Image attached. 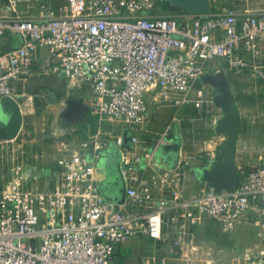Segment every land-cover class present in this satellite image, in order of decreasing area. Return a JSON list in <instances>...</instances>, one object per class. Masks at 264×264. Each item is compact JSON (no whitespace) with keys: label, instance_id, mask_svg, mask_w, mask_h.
<instances>
[{"label":"built area","instance_id":"2783aa9c","mask_svg":"<svg viewBox=\"0 0 264 264\" xmlns=\"http://www.w3.org/2000/svg\"><path fill=\"white\" fill-rule=\"evenodd\" d=\"M263 31L264 9L164 12L157 0H86L82 12L0 15V36L23 39L0 55V101L17 97L15 81L45 51L51 71L89 87L92 121L57 137L54 171L43 177L12 145L18 135L0 138V264H115L116 247L129 237L162 239L170 226L188 231L203 219L230 226L264 215V163L241 172L235 189L181 200L171 189L181 162L172 155L174 125H152L156 108L203 106L216 73L245 69L264 79ZM119 124L128 130L115 132ZM137 130L150 138L147 151ZM108 152L118 153L124 202L101 185Z\"/></svg>","mask_w":264,"mask_h":264},{"label":"crops","instance_id":"0c3cea01","mask_svg":"<svg viewBox=\"0 0 264 264\" xmlns=\"http://www.w3.org/2000/svg\"><path fill=\"white\" fill-rule=\"evenodd\" d=\"M157 1L162 5V8L163 1L169 4L171 6L169 12L180 10L171 0ZM61 3L72 5L81 4L84 6L86 0H64ZM38 5L37 0H18L16 4H13L12 0H0V15L38 17L42 12L43 6L52 7V5H39V7ZM232 6H239L241 8L247 6L252 10H262L264 9V0H211V11ZM22 40V37L17 33H8L0 36V55L18 48L22 44ZM262 49L264 52V31ZM14 85L16 99L20 102L24 114V121L18 137L21 133L26 132L25 121L27 119H31L36 123L35 135L32 131H27L28 136H25L22 144L25 145L28 143L26 145L30 146L32 144L33 164L41 172V177L49 175L54 171L52 167L56 157L59 155L57 152V138L53 142H44L46 136L43 132H40L43 131L41 130L43 126H39V122L41 121H38V116L45 111L55 114L58 109H61L60 105L62 104V100L71 92L80 94V100H83L88 105L91 100L90 89L84 84L80 85L79 80L65 76L63 72L51 71L47 63V54L45 51L38 57L34 66L22 74L15 81ZM50 90H54L58 96L64 93L65 97H59L60 100L56 103H49L48 97ZM84 90H86V93L82 95ZM76 98L79 99V97ZM165 110L175 111V115L172 114L170 116L172 118H169V122H172L174 125V132L177 135L175 142L178 144L177 158L181 160L180 165L175 169V173H178V176H175V181L172 182L171 189L175 190L181 200L186 201L192 200L198 194L202 193L226 192L227 186L217 182L215 178V175L221 174V170L218 168L213 153L211 152L207 156L200 154V147L194 141L196 137L192 138L188 135L190 133H186V129L191 127L184 125V123L191 122L193 115H199L202 112L200 108L190 104L178 110L172 107L161 108V111ZM154 116L152 125L157 130L168 124L164 125L161 120H157ZM76 123L77 127L92 128V121L88 113L82 121ZM122 127L124 126L116 125L114 127L115 132H120ZM125 129V131L128 130L127 128ZM131 133L135 134L136 132L132 131ZM142 137L146 140V143L139 149L147 151L152 146L150 138L144 132L142 133ZM206 149H209V147ZM114 158L116 159V157ZM40 164L46 166L41 167L40 170L38 166ZM236 166L240 170V166L237 164ZM152 173H154L153 169L148 168L146 175L148 176ZM104 174L101 182L102 188L106 191V195L116 196L117 192L115 189L121 182V176L113 170H108L107 167L104 170ZM167 230L169 231V236L162 239H155L143 233L127 238L114 251L115 264H189V260H187V263L185 260L183 261L184 254H181V251L190 245H199L195 240H198L201 236L205 239L206 236H213L215 240L223 239L222 244L232 243L235 247V260H242L244 257L250 255H264V215H244L236 219L230 226L224 225L214 219H203L188 231L182 230L180 225L170 226ZM204 240H201V242H204Z\"/></svg>","mask_w":264,"mask_h":264},{"label":"rangeland","instance_id":"374dc122","mask_svg":"<svg viewBox=\"0 0 264 264\" xmlns=\"http://www.w3.org/2000/svg\"><path fill=\"white\" fill-rule=\"evenodd\" d=\"M61 1L64 0H37L39 5H52L59 13L72 10L82 12L83 10L81 4H62ZM57 2L58 4H56ZM42 8L44 9V6ZM216 76L215 82L208 84L206 102L202 107H199L202 112L199 115H193L191 122L184 123L191 127L186 129V133H190L188 135L192 138L196 137L194 141L198 143L199 152L204 156L212 152L215 158L217 146L224 145L226 151L231 153V161L239 165V171L244 173L252 167L264 163V79L243 69L221 71L216 73ZM85 93L86 90L82 95ZM76 97L81 98L80 94L71 92L62 100L61 109H58L55 114L45 111L38 116V121H41L39 126H43L41 129L43 131L40 132L46 136L45 143L53 142L59 133L68 132L77 127L76 122L78 121L65 120L63 117L66 100ZM151 105L156 106L157 102L152 101ZM153 111L154 117L161 120L164 125L169 123L172 114L175 115L174 110L161 111L160 108H156ZM25 122L26 132L32 131L35 135L36 123L31 119H27ZM125 128L122 127L126 130ZM229 128H233L234 136L229 135ZM26 132L21 133L12 142V145L15 144L16 149L25 150L26 156L32 161V144L31 146L26 145L28 143L22 144V140L28 136ZM136 132L143 139V132L141 130ZM217 143L219 144L217 145ZM208 147L209 149H206ZM173 149L175 150V148ZM172 155H175V151H172ZM12 166V163L7 165L5 174L11 172ZM38 166L40 169L46 165ZM54 167L55 163L52 168L54 169ZM204 239L201 236L195 240L199 245H190L181 251V254H184L183 261L185 260L187 263L189 260V264H264V255H250L242 260H235V247L232 243L222 244L223 239L215 240L213 236H206ZM223 245L225 246L223 247Z\"/></svg>","mask_w":264,"mask_h":264},{"label":"water","instance_id":"95a60500","mask_svg":"<svg viewBox=\"0 0 264 264\" xmlns=\"http://www.w3.org/2000/svg\"><path fill=\"white\" fill-rule=\"evenodd\" d=\"M176 7L185 9L195 13L208 14L211 12V0H171ZM211 80V83L215 81ZM60 100L59 96L54 90L49 91L48 102L56 103ZM88 113V105L80 99L69 98L66 100L65 112L63 117L65 120L82 121ZM24 121V114L20 102L11 96H5L0 101V138H15L22 127ZM229 135L234 136L233 128H229ZM177 147L175 146V153L177 154ZM107 169L113 170L120 175V166L118 153L116 159L112 152H108ZM215 159L221 174L215 175L217 182L225 184L227 190L235 189L241 179V174L236 164L231 161V153L227 152L224 145L219 144L215 152ZM116 199L119 202H124L125 199V182H121L116 186Z\"/></svg>","mask_w":264,"mask_h":264},{"label":"trees","instance_id":"16d2710c","mask_svg":"<svg viewBox=\"0 0 264 264\" xmlns=\"http://www.w3.org/2000/svg\"><path fill=\"white\" fill-rule=\"evenodd\" d=\"M160 1H162V0H160ZM162 3H164L163 4V10H164V12H169L170 10V8H171V6L169 5V4H166L164 1L162 2ZM174 9H177V8H174ZM59 97L60 98H63V97H65V95H64V93H62V94H59ZM243 174H241V176H242ZM219 238V237H218Z\"/></svg>","mask_w":264,"mask_h":264}]
</instances>
